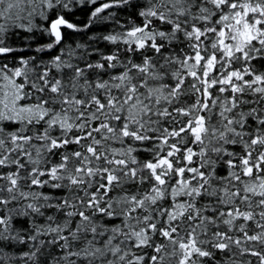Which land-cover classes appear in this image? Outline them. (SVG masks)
Listing matches in <instances>:
<instances>
[{
    "label": "snow or ice",
    "instance_id": "snow-or-ice-1",
    "mask_svg": "<svg viewBox=\"0 0 264 264\" xmlns=\"http://www.w3.org/2000/svg\"><path fill=\"white\" fill-rule=\"evenodd\" d=\"M0 264H264V0H0Z\"/></svg>",
    "mask_w": 264,
    "mask_h": 264
}]
</instances>
